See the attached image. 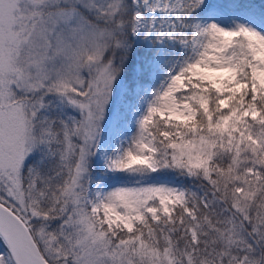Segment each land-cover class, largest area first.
Masks as SVG:
<instances>
[{
	"label": "snow or ice",
	"instance_id": "1",
	"mask_svg": "<svg viewBox=\"0 0 264 264\" xmlns=\"http://www.w3.org/2000/svg\"><path fill=\"white\" fill-rule=\"evenodd\" d=\"M0 264H264V0H0Z\"/></svg>",
	"mask_w": 264,
	"mask_h": 264
}]
</instances>
